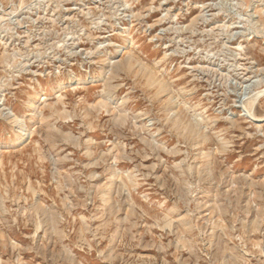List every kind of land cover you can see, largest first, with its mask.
Masks as SVG:
<instances>
[{
    "label": "rangeland",
    "instance_id": "1",
    "mask_svg": "<svg viewBox=\"0 0 264 264\" xmlns=\"http://www.w3.org/2000/svg\"><path fill=\"white\" fill-rule=\"evenodd\" d=\"M248 107L264 0H0V264H264Z\"/></svg>",
    "mask_w": 264,
    "mask_h": 264
},
{
    "label": "bare ground",
    "instance_id": "2",
    "mask_svg": "<svg viewBox=\"0 0 264 264\" xmlns=\"http://www.w3.org/2000/svg\"><path fill=\"white\" fill-rule=\"evenodd\" d=\"M261 91H263V90H261ZM263 93V92H262ZM260 94V93H259ZM259 94L257 95L256 93H255V95L256 96H259ZM247 111V114L250 116V117H252V119H254V121L256 122V123H259V122H261V121H263L264 120V117H255L254 115H251V110H250V107H248V109L246 110ZM3 115V114H2ZM8 116V115H7ZM11 118H14L15 119V122H16V126H14V135L15 136H17V133L20 131V132H22L23 133V130H24V124L22 123V121H20L19 119H17L14 115H11L10 116ZM17 130H18V132H17ZM26 131V130H25Z\"/></svg>",
    "mask_w": 264,
    "mask_h": 264
}]
</instances>
